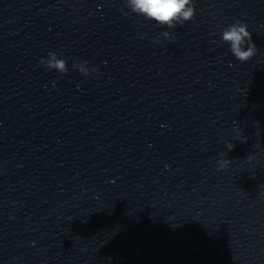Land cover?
<instances>
[{
	"label": "clouds",
	"instance_id": "clouds-1",
	"mask_svg": "<svg viewBox=\"0 0 264 264\" xmlns=\"http://www.w3.org/2000/svg\"><path fill=\"white\" fill-rule=\"evenodd\" d=\"M127 5L132 12L159 24H167L169 27H173L177 22L189 21L195 15L192 0H127ZM222 40L230 44L231 53L241 62L249 61L257 52L255 45L251 42V33L247 30V25L240 21L222 32ZM48 56L47 61L41 59L40 63L61 73L67 71L65 60L58 59L55 52H50ZM227 147L230 151L233 145L229 143ZM229 163L228 159L218 161L221 169L227 168Z\"/></svg>",
	"mask_w": 264,
	"mask_h": 264
}]
</instances>
